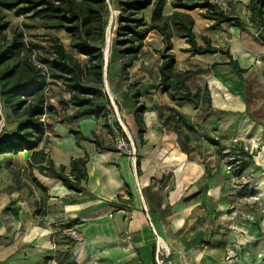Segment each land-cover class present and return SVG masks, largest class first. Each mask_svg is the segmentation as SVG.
I'll return each instance as SVG.
<instances>
[{
  "label": "rangeland",
  "instance_id": "1",
  "mask_svg": "<svg viewBox=\"0 0 264 264\" xmlns=\"http://www.w3.org/2000/svg\"><path fill=\"white\" fill-rule=\"evenodd\" d=\"M107 1L109 12L106 27L109 29L110 24H112L110 56L116 28L117 11L112 5L113 0ZM223 7L227 10V6ZM200 11L194 9L188 12L196 20L193 29L198 41L203 43L201 36L206 30V21L199 15ZM241 11L246 18L247 11L245 9ZM5 14L8 23V29L6 30L8 36H10L12 28L21 29L24 41L32 40L46 44L47 34L57 35L64 47L77 55L69 47V37L64 30H47L41 27L27 28L24 24H34V19L14 10H7ZM148 15L149 11H146L147 18ZM212 34L217 41L223 40V38L227 39L235 54L240 52L241 46L236 41L238 34L232 24L225 25L223 29H216ZM172 40L177 42V37L173 36ZM252 47L253 49L256 48L258 55H248V58L251 57L253 61L249 66L243 67L246 68V71L241 76H238L236 70L230 65L214 66L213 64H206L205 57L194 56L191 53L186 55L177 51L179 58L177 63L175 61L174 73L186 77V85L192 92L197 88L201 89L205 83L208 87L210 104L206 100L205 91L201 90L198 107L195 108L192 103L181 101L177 92L170 93L173 95V98H171L169 93L161 91L158 80V65L163 43L161 35L152 30L143 43L141 58L132 65L117 56H113L109 63L108 57L106 72L108 89L104 86V91L107 97L108 95L111 96L118 117L128 129L130 136L124 133L125 136L122 137L115 129L112 133H108L104 127V122L110 125L113 119L117 120L114 107L111 104L112 114L107 118L97 119L98 123L94 125L97 135L104 142L113 146L117 150L116 152L124 154L131 161L137 154L144 157L145 155L164 153V150L160 146L154 145V143L145 145V143L141 144L137 141L132 116L136 106L145 107L143 119L145 126L150 128L157 121L162 124V120L169 114L184 116L188 124L185 125L184 121L182 123L191 138L192 156L205 159L210 157L206 161L207 169L216 168L219 161L223 165L218 172L211 173L209 171L212 174L209 173V178L211 185H219V191L215 187L211 194L217 197L216 200H218V194L220 199L226 200L227 215L223 222L229 228L226 227L227 231L230 228L233 229L235 226L233 219L237 216L248 219L244 212H240L246 210V200L253 201V195L249 196L250 194L247 193L249 192V177L245 174L237 176L234 167H231L228 163L229 157L217 154L215 146L209 142V140H216L221 145L229 146L231 143L240 141L234 133V116L227 114L231 120L226 127L219 126L215 122L217 115L222 114V112L213 109L224 101L222 100L223 96L215 89L224 88L230 92L232 98L240 94L245 101L246 114H249L251 118L264 122V47L258 43L252 44ZM124 66L126 67L125 71L123 70ZM135 89L140 92L136 104ZM46 96L54 106V115L48 117L50 125L45 129L47 134L45 148L62 147L64 149L65 136L62 129L59 128V123L62 124L64 116L71 113L73 108L65 104L68 95L59 83L49 84ZM92 120L94 124L96 118ZM65 123H69V121ZM16 124L17 120L10 115L9 111L0 102V141L7 142L15 138ZM162 127L164 133L174 134L167 127ZM91 128L92 126L81 130L90 133ZM251 140L254 142H252L253 145H250ZM242 142L248 148L251 147L252 152L256 150L257 144L253 138H246ZM28 159L29 152L26 151L19 152L12 157V167L18 172V178H15L6 168H0V264H42L44 256H51L52 258L47 264H135L133 258L124 259L117 251L107 255L106 246H101L100 240L102 239L96 236V231L98 233L102 232L103 225L99 224L96 227L84 224L66 227L64 224L68 221L58 219V205L49 203L48 188L40 181L43 176L35 169H29ZM65 170L68 171V167ZM170 174L171 172L163 174L161 180V183L168 187L173 186L174 183H172L173 179L169 181ZM21 182H24L26 186L20 185ZM38 183L41 184V187ZM134 192L135 196L141 200L138 185H134ZM120 202L127 209L128 205L131 204V196ZM197 220H195L197 225L194 226V232L189 235L193 238L191 244H189L190 241L186 242L184 235L173 238L174 241L171 242V246L168 245V249L159 247L158 239L155 241L156 258L160 264H175L178 260H182V264H264L263 249L253 257L246 256V253L240 255L232 243H227V236L225 242H221L223 234L228 235L229 231L225 233L218 231L216 229L219 226L216 223L217 219L214 221L216 225L214 231L210 234L205 233L206 228H203L202 222H196ZM114 245L117 249H121L117 247L118 243H114ZM186 247H193L194 254L180 258L177 252L185 250ZM136 264L144 263L136 262Z\"/></svg>",
  "mask_w": 264,
  "mask_h": 264
},
{
  "label": "trees",
  "instance_id": "2",
  "mask_svg": "<svg viewBox=\"0 0 264 264\" xmlns=\"http://www.w3.org/2000/svg\"><path fill=\"white\" fill-rule=\"evenodd\" d=\"M108 4L107 0H0V102L17 120L15 138L7 142L0 141V168H6L15 178H18V172L12 167V157L26 151L29 152V169L59 180L67 189L80 192L81 182L86 177L87 153L71 158L69 170L66 171L64 165L55 167L45 150V129L50 125L48 117L54 115V106L48 101L46 90L49 84L59 83L67 93L65 104L70 105L73 111L66 114L63 121L87 116L101 119L112 114L103 84V48ZM164 4L165 0H113L117 16L109 63L113 56L127 61L129 65L138 61L142 56L146 37L150 31L155 30L161 35L163 43L158 65L161 91L169 94L175 91L181 101L190 102L197 108L200 92L203 90L210 104L206 83L201 89L197 88L192 92L186 85V77L174 73L176 59L172 51V37L183 39L188 46L182 51L193 55L216 52L225 54L228 57L226 64L231 65L240 75L246 69L239 66L227 49L213 46L206 36L202 37V45L197 43L193 29L195 21L188 11L201 10L199 15L212 21V28L222 23H232L240 30L251 28L255 32V41L264 44V0H248L247 18L241 17L234 8L224 10L212 0H171L170 7L173 10L169 15L163 14ZM7 10H14L34 19V24H24L27 28L64 30L69 37V47L77 55L67 50L57 35L47 34L46 44L24 41L21 29L12 28L8 36L5 18ZM146 11H149L148 18ZM123 70H126L125 66ZM139 95V90L135 89V104ZM144 111L145 107L139 105L132 114L136 139L141 144L145 143ZM171 121L173 122L170 123ZM182 121L185 125L188 124L184 116L169 114L161 125L176 135L177 146L190 155L193 151L191 138ZM111 122L117 133L124 137L118 121L113 119ZM104 127L108 133H112L107 122H104ZM69 131L77 146L81 141H88L97 149L117 151L110 144H105L94 132L87 136L79 128H70ZM209 142L215 146L217 154L229 157V165L234 167L237 176H241L254 152L245 150L242 141L229 146L221 145L216 140ZM226 149L228 150L225 151ZM135 168L139 176L141 168L138 154L135 156ZM20 185L26 186L24 182ZM38 185L41 187L40 183ZM127 195L131 196L129 190ZM73 223L68 221L64 225L70 227ZM51 259V256H44L42 264H47ZM153 264L157 263L154 261Z\"/></svg>",
  "mask_w": 264,
  "mask_h": 264
},
{
  "label": "crops",
  "instance_id": "3",
  "mask_svg": "<svg viewBox=\"0 0 264 264\" xmlns=\"http://www.w3.org/2000/svg\"><path fill=\"white\" fill-rule=\"evenodd\" d=\"M170 1L165 0L164 15L171 14L173 10L170 7ZM212 1L224 10L223 6H227L226 11L234 8L241 17L245 18L241 10H246L248 0ZM203 20L206 21V30L202 33L201 39L206 36L213 46L227 49L242 68L252 63L253 60L251 57L248 58V55H258L256 48L252 47V44L258 42L255 41V32L251 28L240 30L232 23H222L212 28V21L204 18ZM194 21H196L195 18ZM231 24L238 34L236 41L241 46L240 52L237 54L227 39L223 38V40L217 41L212 34L216 29H223L225 25ZM196 40L199 45L203 44L198 41L197 36ZM172 43V51L177 63L179 58L177 51L187 55L189 52H184L182 49L188 45L178 37L177 42L172 40ZM258 44L264 47V44ZM194 56L205 57L206 64L228 65L226 64L228 57L219 52L194 54ZM241 75L238 74V76ZM215 90L223 96L222 100H224L222 104L213 109L222 112L216 117L217 125L226 127L227 123L230 124L231 119L227 116L230 114L235 117L234 133L236 137L240 141L253 138L257 144L251 161L242 173L249 177V192L247 193L250 194L249 196L253 195V201L246 200V210L240 212H244L248 219L237 216L233 219L235 226L233 229L230 228L229 232L227 231L228 226L223 222L227 215L226 200L220 199L219 194L217 195L218 200H216L217 197L211 194L215 187L219 191V185H211L209 178L210 172L214 173L222 169L221 161L218 162L216 168L207 169L206 161L210 157L207 159L195 158L192 154L187 155L182 152L177 146L176 135L164 133V128L157 121L151 128L146 126L144 141L145 145L154 143V145L160 146L164 153L140 156L141 174L138 176L135 158L129 161V158L124 154L97 149L93 143L88 141H81L79 146L75 144L74 137L69 131L70 128L81 130L92 126L91 132L97 134L94 125L98 123L99 119L96 118V122L93 124L92 119L95 117L92 116L83 117L84 120L80 118L69 121V123H65L66 121H63L62 124L59 123V128L62 129L65 136L64 149L62 147L45 148L55 167L64 165L69 169L71 158L81 157L84 153L88 155L86 177L81 182L80 192L67 189L59 180L42 175L43 179L40 181L48 188L49 203L58 205V219L72 221L73 225L87 224L96 227L99 224L103 225L102 232L96 231V236L102 239L100 240L101 246H106L107 255L117 251L124 259L133 258L135 264L136 262L153 264L157 256L155 252L157 239L158 245L159 239L163 240L165 249H168V245L171 246L173 238L183 235L186 242L190 241L189 244H191L193 238L189 235L194 232L197 219L199 220L196 222H202L203 228H206L205 233L208 234L214 231L216 226L214 221L217 219L216 223L219 226L216 229L223 233L228 232V235L223 234L221 242L224 243L227 236V243H232L240 255L246 253V256L253 257L262 249L264 252V122L246 114L245 101L240 94L232 98L230 92L224 88ZM110 128L113 132L112 124H110ZM82 132L84 135H91V132ZM168 172H171L169 181L173 179L172 183L174 182L173 186L169 187L161 183L162 175ZM211 173L210 175H212ZM134 185L140 187L141 200L135 196ZM127 190L131 192V204L126 209L120 201L128 198ZM215 217L216 219H214ZM114 243H118L117 247L121 249H117ZM177 254L180 258L188 257L194 254V248L186 247L185 250H180ZM175 264H182V260H178Z\"/></svg>",
  "mask_w": 264,
  "mask_h": 264
},
{
  "label": "water",
  "instance_id": "4",
  "mask_svg": "<svg viewBox=\"0 0 264 264\" xmlns=\"http://www.w3.org/2000/svg\"><path fill=\"white\" fill-rule=\"evenodd\" d=\"M109 6V4H108ZM108 39L107 38V27L105 29V40H104V48L107 46L108 44ZM103 54H104V66H103V84L104 86H106V72H107V66H108V57L105 55V51L103 49ZM108 99L110 101V104L114 107V103H113V100L111 98V96L108 95ZM114 111H115V114H116V117H117V121L121 127V129L123 130V132L126 134V131H125V128H124V125L122 124V122L120 121L119 117H118V113H117V110L116 108L114 107ZM127 135V134H126Z\"/></svg>",
  "mask_w": 264,
  "mask_h": 264
},
{
  "label": "bare ground",
  "instance_id": "5",
  "mask_svg": "<svg viewBox=\"0 0 264 264\" xmlns=\"http://www.w3.org/2000/svg\"><path fill=\"white\" fill-rule=\"evenodd\" d=\"M111 25H112V24H110L109 29L107 28V38H109V39H108V44H107V46H106L105 48H103L104 51H105V55H106L107 57H109V52H110V44H111V39H110V36H111V35H110V34H111ZM106 87H107V89H108L107 84H106ZM123 125H124V124H123ZM124 128H125V131H126L127 135L130 136V133H129L128 129H127L125 126H124ZM159 246H160V247L165 246V243H164L163 240H161V239H159Z\"/></svg>",
  "mask_w": 264,
  "mask_h": 264
},
{
  "label": "built area",
  "instance_id": "6",
  "mask_svg": "<svg viewBox=\"0 0 264 264\" xmlns=\"http://www.w3.org/2000/svg\"><path fill=\"white\" fill-rule=\"evenodd\" d=\"M252 142H253V140H251V142H250L251 144H250V145H253ZM253 143H254V142H253ZM250 145H249V146H250ZM244 149H245V150H248L250 153L252 152V148H251V147L248 148L247 146L244 145ZM133 154H134V151H133ZM228 167H229V166H228ZM138 189H139V191H140V187H139V186H138ZM20 203H21V202H20ZM156 261H157L158 264H160V262L158 261L157 258H156ZM161 262H162V261H161Z\"/></svg>",
  "mask_w": 264,
  "mask_h": 264
}]
</instances>
